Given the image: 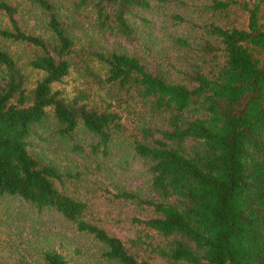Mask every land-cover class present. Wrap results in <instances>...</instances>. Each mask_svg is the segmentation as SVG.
Returning <instances> with one entry per match:
<instances>
[{
  "label": "trees",
  "instance_id": "trees-1",
  "mask_svg": "<svg viewBox=\"0 0 264 264\" xmlns=\"http://www.w3.org/2000/svg\"><path fill=\"white\" fill-rule=\"evenodd\" d=\"M29 1L45 13L48 36L25 31L20 4L0 2L8 19L0 29V196L57 212L115 264H264V0ZM69 7L91 9L99 28L129 43L133 25L149 22L145 11H165L175 30L165 55L152 42L146 54L97 50L85 72L99 101L90 92L68 99L54 86L79 57ZM2 41L24 49L13 56ZM29 70L42 74L32 88ZM51 119L62 138L88 132L95 156L125 137L144 161L150 196L117 195L141 208L127 238L66 189L81 172L63 173L31 151L37 128ZM36 264L69 262L54 250Z\"/></svg>",
  "mask_w": 264,
  "mask_h": 264
},
{
  "label": "rangeland",
  "instance_id": "rangeland-1",
  "mask_svg": "<svg viewBox=\"0 0 264 264\" xmlns=\"http://www.w3.org/2000/svg\"><path fill=\"white\" fill-rule=\"evenodd\" d=\"M1 1L20 4V22L26 32L48 36L44 27L45 13L37 5L34 6L29 0ZM66 10L69 30L77 42L79 57L73 59L70 74L54 87L68 99L80 98L81 93L90 92L92 104L99 101L98 97L95 98L98 89L85 72V61L91 60L94 52L146 54L143 46L152 42L165 55L175 30L173 26L176 21L165 11H145L142 16L149 22L138 20L133 25L137 39L129 43L118 31L99 28L91 9L81 11L84 15L73 14L71 7ZM6 27L8 19L0 12V29ZM2 44L13 56L21 54L24 49L4 41ZM89 65L101 77L105 76L106 68L93 63ZM41 78L42 74L29 70L28 86L34 87ZM108 94L107 89L99 92L102 98L108 97ZM36 131L31 151L43 164H52L63 173L75 175L81 172L79 179L66 181V189L92 204L94 216L96 220H101V225L127 238L132 230L131 218L140 214L141 208L117 195L133 192L144 198L150 196L151 184V176L144 161L136 158L128 148L127 138L116 139L108 154L95 156L91 152L94 138L84 130L78 131L72 138H62L57 134L51 119ZM54 250L63 254L69 264H115L105 258L104 248L97 240L79 232L74 224L57 212L46 210L38 213L18 197L0 196V262L36 264L42 261L46 252Z\"/></svg>",
  "mask_w": 264,
  "mask_h": 264
}]
</instances>
